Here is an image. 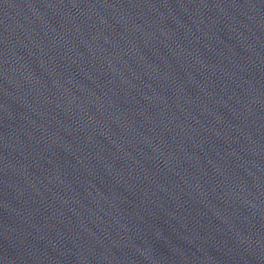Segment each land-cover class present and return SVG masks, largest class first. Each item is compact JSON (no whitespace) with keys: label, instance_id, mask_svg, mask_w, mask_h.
I'll return each mask as SVG.
<instances>
[{"label":"water","instance_id":"95a60500","mask_svg":"<svg viewBox=\"0 0 264 264\" xmlns=\"http://www.w3.org/2000/svg\"><path fill=\"white\" fill-rule=\"evenodd\" d=\"M264 116V0H0V264H197Z\"/></svg>","mask_w":264,"mask_h":264}]
</instances>
